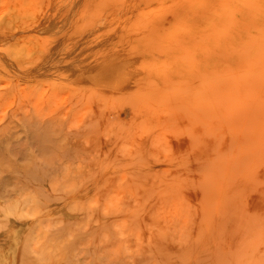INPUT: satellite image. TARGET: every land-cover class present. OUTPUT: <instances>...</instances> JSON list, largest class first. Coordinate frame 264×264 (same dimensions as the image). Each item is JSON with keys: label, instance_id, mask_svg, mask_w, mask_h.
I'll list each match as a JSON object with an SVG mask.
<instances>
[{"label": "rangeland", "instance_id": "374dc122", "mask_svg": "<svg viewBox=\"0 0 264 264\" xmlns=\"http://www.w3.org/2000/svg\"><path fill=\"white\" fill-rule=\"evenodd\" d=\"M0 27L4 264H264V0H0Z\"/></svg>", "mask_w": 264, "mask_h": 264}, {"label": "bare ground", "instance_id": "6f19581e", "mask_svg": "<svg viewBox=\"0 0 264 264\" xmlns=\"http://www.w3.org/2000/svg\"><path fill=\"white\" fill-rule=\"evenodd\" d=\"M59 27H60V25H56L55 23L49 22V23L43 24L41 26V32L44 34L45 37H48V38H46L47 40H51L52 37H54L55 34L60 31L58 29ZM11 42H12L11 38H9L7 33L0 27V64H5L9 60V58H11L12 54L14 53ZM61 56H62V54H61ZM58 59H59V61H57L55 63L57 73L69 76L70 74L74 73L75 71H79V72L83 71V72H80V78H84V79H86V77H89L90 73H92L91 69H93V66H92V68H85L82 64H80L76 60L75 63H73L71 65L72 67H70L65 63L64 58H58ZM116 64H118V63H114V66ZM39 66L41 67L42 65L39 64ZM114 66H112V68L110 70L109 69L108 70L103 69L104 73L101 71V74H103V75H100V71H98L99 73L97 72L98 77L103 76V78L106 80V81H104V84L107 83L106 85L114 86L117 83L119 84L121 82L120 80H123L125 78L124 77L122 79L121 77H123L124 74L127 75L128 73H130V64L128 62L125 63L124 67H123V65H121L123 68L122 67L121 68L120 67L113 68ZM116 66H119V65H116ZM108 67H110V66H108ZM101 68H99V69H101ZM95 74H96V71H95ZM123 82H124V80H123ZM116 88H118V87H116ZM21 204H22V202H21ZM3 215L0 214V254L4 252V254L6 256V255H10L13 252H16V248L19 246V244L24 239H26L27 236L29 235L30 227L27 225L26 221L21 220V218H20L21 217V210L17 206H12L7 211V214L5 216H3ZM12 255H16V254L13 253ZM17 255H18V253H17ZM22 255L23 254L21 253V256ZM1 257L2 256L0 255V264H4L3 259ZM25 258H27V257H25ZM7 259H6V261H7ZM20 259H23V258L20 257ZM12 260H13V264H17V260L15 263L14 257L12 258ZM18 262H19V258H18Z\"/></svg>", "mask_w": 264, "mask_h": 264}]
</instances>
